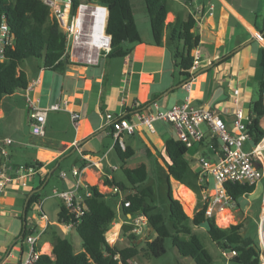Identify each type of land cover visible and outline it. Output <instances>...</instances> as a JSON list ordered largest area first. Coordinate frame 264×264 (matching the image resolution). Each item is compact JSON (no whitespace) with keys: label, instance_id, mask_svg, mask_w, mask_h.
I'll return each instance as SVG.
<instances>
[{"label":"crops","instance_id":"crops-1","mask_svg":"<svg viewBox=\"0 0 264 264\" xmlns=\"http://www.w3.org/2000/svg\"><path fill=\"white\" fill-rule=\"evenodd\" d=\"M131 4L141 41L125 43L126 47L132 49V52L121 57L124 64L120 74L118 73V80L114 79L117 73L110 68L106 72L99 70L96 72L89 70L88 66L73 65L64 73L49 70L44 76L41 67L38 75H34L21 65V69L26 72L30 80L28 88L17 90L3 98L0 120H6L8 112L15 111L16 105L9 99L21 91L26 96L25 105L30 125L31 118L26 104L28 97L39 107L48 109L44 135L35 134L32 129L28 130L27 136L21 138H18L11 130L0 133V146L4 144L6 138L13 139V143L8 146L12 165L18 166L37 160L43 162V166L37 173L15 179L4 191L0 192V212L13 215L15 208L24 206L23 215H20L23 219V226L31 194L39 192L49 181L55 168L66 163L67 160L71 162L70 170L73 167L84 170L83 179L89 185L91 183L88 181V174L91 173L97 179L95 184L102 192L113 190L112 187L104 185V177H113L119 166L115 158V153L117 156L119 154L115 148L114 130L108 114L117 118L129 114L136 124V129L134 133L124 131L122 137L138 134L148 153L156 159L160 167L167 171L166 158L163 153H159L155 142L158 140L165 147L166 139L175 137L170 135L169 126L173 127V125L156 120L150 127L140 120L139 112H155L157 110L154 105L155 101L161 108H169L190 99L194 105L218 109L229 127L233 128L235 110L240 107L245 113L251 114L253 103L260 96V82L264 78V67L261 65L264 37L263 35L259 37V34L264 31V0H167L169 10L167 22L174 21L177 17L187 19L193 16L196 19L193 30L200 37L198 46L201 50V63L190 77L181 74L176 66L175 46H172L169 34L164 35L162 45L154 43L151 19L145 1L139 0L138 4L144 9L141 11L144 13L141 22L146 26L145 28H148L146 35L141 31L140 20L132 0ZM134 43L136 44L131 46ZM186 82H190L189 89L184 86ZM57 84L60 85V94L54 98L52 91ZM38 86H40L39 93L45 91L46 98L43 94L41 97L36 96ZM235 90H239L236 95ZM63 99L66 107L62 106ZM56 103H60L61 108L65 110L52 109V105ZM72 111L80 114L77 124L72 120ZM62 113H68L67 129L60 127L59 116ZM157 122L160 123L159 127L156 126ZM260 123L264 128V116ZM124 143L125 146L130 145L136 154L137 150L133 143ZM249 143L251 142L248 141L246 145ZM210 144V136H208L202 143L195 144L189 149L186 157L194 170L201 171L199 163L201 155H206L212 160L216 159ZM28 147L36 153L45 151L47 153L45 161L40 159L39 155L31 160L19 161L21 148ZM55 161L57 162L51 167ZM47 166L52 168L49 172L45 171ZM61 171L66 170L61 169ZM66 172L68 173V170ZM60 173L62 189L70 187L73 180L72 173H68V179H64ZM261 180H264V177ZM57 198L61 207L63 201ZM184 201L187 203L185 199ZM44 202L45 200L40 197L39 201L33 204L37 207L40 218L33 214L32 219H28V227L35 226L40 236L38 243L42 244V252L52 254V233L44 234L43 232L47 228L57 229L67 237L68 229L73 228L60 219V209L57 218L49 215L44 208ZM252 208L253 205H248L244 211L238 206L242 219L236 220V223H244ZM44 213L47 217H42L41 214ZM122 216H124L123 213ZM124 217L130 219L129 214ZM256 219L260 240L258 244L254 243L260 249L261 258L264 257V197L260 202ZM44 237H46L45 240ZM21 242V249H16L14 245L9 249H0V264H18L20 258L18 253L26 248L25 242L23 240Z\"/></svg>","mask_w":264,"mask_h":264},{"label":"trees","instance_id":"trees-1","mask_svg":"<svg viewBox=\"0 0 264 264\" xmlns=\"http://www.w3.org/2000/svg\"><path fill=\"white\" fill-rule=\"evenodd\" d=\"M72 1L75 12L81 1ZM97 1L96 3L108 8L107 32L112 36L108 55L110 57H125L132 52V49L126 47L125 43L141 41L131 0ZM144 1L151 19L154 43L162 45L164 35L169 34L170 40L176 46L174 50L176 66L181 74L190 77L193 63L192 51L200 41V37L193 30L196 19L193 16H189L187 19L177 17L174 21L167 22L169 12L167 0ZM4 25L8 28V36L3 45L4 51L0 53V109L5 96L28 88L30 80L26 72L21 69V65L29 58H41L43 69L59 73H64L66 69L76 65L65 55L66 35L57 18L52 14L51 7L43 0H0V37ZM261 65L264 67V48ZM263 91L264 78L260 82V96L254 101L251 109L252 122L248 127L255 142L264 137V128L260 123L264 116ZM115 148L123 162L135 154V150L130 145L123 148L118 141L115 142ZM165 149L168 156L166 158L168 216L158 210L155 189L151 184L146 183L149 176L146 163L142 162L135 167L123 165L127 181L114 176L104 177V185L117 187L123 193L121 198L123 215L145 214L149 225L157 234L155 238L144 240L145 245H142V242H139V234L130 231L126 234L131 240L129 245L120 247L111 244L107 232L118 217L117 206H113L109 202L107 199L109 195L102 192L98 185H90L92 195L87 197V207L79 218H75L64 204L61 205L59 211L60 219L72 224V228L80 236L81 249H76L72 241L57 229L47 228L43 233H52V254L42 253L37 264H134L133 259H141L142 256L151 258L165 254V239L167 237L172 238L173 245L182 256L191 257L196 264H213L211 252L194 229V226L203 224H207L210 237L222 250L237 251V254H233V260L238 264H260V249L251 238L243 234V222L222 227L214 216L207 215L206 206L201 202L193 217L187 214L184 209L185 205L183 206L180 201L182 199L179 200L174 196L171 178L179 182L175 190L183 199H185L188 188L180 183L186 184L199 197L202 189L207 185L201 183L200 171L191 167L186 157L189 148L185 142L175 137L167 138ZM1 164L0 158V167ZM28 164L43 166V162L38 160ZM225 187L237 202L255 189V185L232 182L225 183ZM113 196L120 197L118 192ZM39 198V192L32 193L29 198L24 219L26 224L22 227L21 232L22 240L30 232L28 212L31 206L39 201ZM127 201L130 202L129 206L125 205ZM45 238L43 239L45 240ZM41 246L42 244H37L38 249H41Z\"/></svg>","mask_w":264,"mask_h":264},{"label":"built area","instance_id":"built-area-1","mask_svg":"<svg viewBox=\"0 0 264 264\" xmlns=\"http://www.w3.org/2000/svg\"><path fill=\"white\" fill-rule=\"evenodd\" d=\"M51 7L52 14L57 18L58 23L66 35L65 55L76 65L97 66L103 57L104 51L109 53L111 49L112 36L107 32L108 8L105 5L93 1H81L76 11L72 0H43ZM8 36L7 26H2L0 37V53L4 51V43ZM259 37H262L259 34ZM193 63L190 72L196 71L201 63V50L199 46L192 51ZM190 88V82L184 85ZM239 90H235V95ZM26 104L29 108L32 131L38 135H44L47 121L48 109L39 107L30 97ZM264 104V91H263ZM157 110L152 113L139 112L138 116L143 123L150 127L156 120L165 121L176 129L177 138L187 145L190 149L195 144L202 143L210 136V146L216 155L212 160L206 155L199 157L201 166L200 181L207 186L201 191L200 200L206 206L208 216H220L222 211L228 210L232 216L231 208L237 207V201L229 194L225 183H239L256 185L264 177V137L255 142L249 132V125L252 122L251 114L244 112L242 108H237L233 118V128H230L222 113L213 107L198 106L192 104L190 99L183 103L175 104L169 108H161L157 101L154 102ZM61 104L52 105V109H60ZM72 120L75 124L80 119L77 111H72ZM110 119L115 141L125 148L122 137L124 131L134 133L135 122L129 116L114 117L107 115ZM204 125L206 129H203ZM248 141L253 145L250 150L244 148ZM13 143V139L6 138L4 144L0 146V192L11 184L15 179L22 176L37 173L41 167L36 164H20L14 166L10 163V151L8 146ZM73 180L72 185L61 190L55 189L54 195L59 197L67 210L75 217L79 218L83 210L87 207L86 199L92 195L91 187L83 179L84 170L73 167L71 170ZM60 175L68 179V173L61 171ZM213 178V183L210 181ZM114 193H119L117 203L118 216L123 213L121 198L123 193L117 188L112 187ZM126 206L130 202L125 203ZM42 217L47 215L41 214ZM130 215L132 221L131 232L140 234L143 226L149 224L145 214ZM126 222V221H125ZM68 224V223H67ZM72 226V224H69ZM30 232L24 237L23 241L28 243L24 251L18 253V264H37L38 259L43 253L38 249L37 244L40 236L35 226L29 227ZM232 255L237 251H231ZM223 255L227 258L230 254L223 250ZM260 264H264V257H261Z\"/></svg>","mask_w":264,"mask_h":264},{"label":"rangeland","instance_id":"rangeland-1","mask_svg":"<svg viewBox=\"0 0 264 264\" xmlns=\"http://www.w3.org/2000/svg\"><path fill=\"white\" fill-rule=\"evenodd\" d=\"M80 1H90V0H80ZM135 6V11L137 13V17L140 20V27L141 31L144 35L148 32V28H145L146 26L141 22L144 18V13L141 11H144V9L140 8L139 6V0H132ZM93 2H98L97 0H93ZM144 23H146L144 21ZM150 30V29H149ZM150 34V31H149ZM146 37V36H145ZM136 43L132 44L131 46H134ZM175 46L174 44L172 45ZM176 47V46H175ZM174 47V50H175ZM103 57L100 60L99 65L97 66H88L89 70L94 71H102L106 72L110 68L111 70L115 71L117 75L114 77V79H119L118 73L120 74V70L123 67L124 60L121 57H110L108 53L104 51ZM26 69H28L32 74L38 75V71H40L43 66V60L41 58L37 57H31L28 59V61L23 62L22 64ZM44 76L47 74L49 70L43 69ZM41 72V74H42ZM43 75V74H42ZM59 76V74H57ZM39 87H37L36 96H42L46 98L45 91L44 93H39ZM60 92V85H56L55 89L52 91V97L57 98L59 96ZM25 99L26 96L23 94V92H18L15 95H13L11 100L13 103H15L16 108L15 111L10 113L8 112V116L6 117V120H0V133H6V130L14 131V134L18 137H25L29 133V129L31 128L30 122H29V116H28V110L25 105ZM62 106L66 107L64 104V99L62 101ZM59 110V109H54ZM61 110H65L64 108H61ZM61 111V112H63ZM68 113H62L59 116V122L61 129H67L68 127ZM71 124V122L69 121ZM160 123H156V126L159 127ZM72 126V125H71ZM203 129H206L204 125H201ZM170 128V135L177 137V131L174 127L169 126ZM13 129V130H12ZM25 130V131H24ZM28 131V132H27ZM124 142L126 143H133L136 147V154H134L132 157L126 160V162H123L119 156L115 153V158H117L118 161V169L116 170V173L113 175L117 179H122L124 181H127V177L123 171V165L135 167L141 162H146L148 165V171L149 176L146 181L147 184H151L156 193V204L158 206V210L161 211L166 216L169 215V199L167 196V182H166V174L167 171L160 167L158 163L156 162V159L151 156L147 148L145 147L142 138L136 134L127 136L125 135L123 137ZM245 144L244 148L246 150H249L251 147V144L253 145V142ZM248 143V142H247ZM155 145L159 151V153H163L165 158H168L166 149L162 142H159L158 140L155 142ZM21 155L19 156V161L24 162L26 160H31L36 155H39L40 159L47 158V153L45 151H41L39 153L32 152L30 147L28 148H21ZM31 152V153H30ZM25 164V163H23ZM122 165V166H121ZM71 162L69 160L66 161V163L59 166L49 179V181L46 183V185L39 190L40 197L45 200V210L46 212L53 216L54 218H57L58 211L60 209V201L57 197L54 196V189L61 190L63 186H61V179L59 177V173L61 169L68 170V173H71ZM51 168V167H50ZM50 168L47 166L45 167V171L49 172ZM52 169V168H51ZM173 183V193L176 198L180 200V198L183 200L181 201L184 209L187 211V214L190 217H193L198 205H199V195L193 191L190 187H188L184 183H180V185H185L188 188L187 194L185 195V199L192 208L190 210L187 203L184 201V199L179 195V193L175 190L177 184L179 183L176 179L171 178ZM88 181L91 183V185H94L97 179L91 174H88ZM210 181L213 183V178H210ZM96 185V184H95ZM109 196L107 199L109 202L115 206L118 203V197H114V191L109 189L104 191ZM53 195V196H52ZM264 197V180H261L257 186L254 192L249 193L239 199V205L241 210H246L248 205H253V208L251 209L250 213L248 214V218L244 221L243 226V234L246 237L251 238L254 242L258 244V241L260 240L259 232H257L256 228V218L258 217L259 208H260V202L262 198ZM238 206L236 208H231V211L233 215L232 222H230L227 225H223L218 223L220 216L216 217L217 223L222 227H227L232 223H236V220L242 219V214L240 209H238ZM24 212V206H18L15 208V210L12 212L13 215L6 214L5 212H0V249H9L12 247V245L15 246L16 249H21L22 244V218L20 215H23ZM33 214H36L37 218H40V214L38 213L37 207L32 205L31 209L28 212V219H32ZM122 218V219H121ZM117 217L116 221L111 225L110 229L108 230L107 234L110 240L111 244H116L120 247H125L131 243V240L126 235L131 231L132 228V221L130 219L122 217ZM59 220V218H58ZM125 220L126 222H123ZM122 221V225H121ZM195 231L201 238L204 245L209 249L213 256V264H238L236 261L233 260V255L231 250H227V252L230 254V256L227 258L223 255V250L218 246V244L212 240L208 233V226L207 224H203L200 226H194ZM116 230V232H115ZM156 233L153 231L152 227L149 224H146L143 226L142 233L139 234L140 239L139 242H142V245H145L143 242L144 240H150L156 237ZM67 237L72 241L73 245L76 249H80L82 246L81 238L76 232V230L73 228L72 230L68 229ZM261 245V244H260ZM28 246V243L25 241V247ZM165 247H166V253L161 255L160 257H151L147 258L145 256H142L140 259H136L134 261V264H196L195 261L189 257V256H182L177 248L173 245L172 238L167 237L165 239ZM45 250V248H44Z\"/></svg>","mask_w":264,"mask_h":264},{"label":"bare ground","instance_id":"bare-ground-1","mask_svg":"<svg viewBox=\"0 0 264 264\" xmlns=\"http://www.w3.org/2000/svg\"><path fill=\"white\" fill-rule=\"evenodd\" d=\"M232 217H233V216L231 215V213H230L228 210L222 211L218 223L223 224V225H227V224H229L230 222H232ZM115 232H116V231H115ZM46 247H47V246H46Z\"/></svg>","mask_w":264,"mask_h":264},{"label":"water","instance_id":"water-1","mask_svg":"<svg viewBox=\"0 0 264 264\" xmlns=\"http://www.w3.org/2000/svg\"><path fill=\"white\" fill-rule=\"evenodd\" d=\"M264 34V31L261 33V35H263ZM24 216H25V213H24ZM24 224H26V222H24ZM152 229H153V227H152Z\"/></svg>","mask_w":264,"mask_h":264}]
</instances>
